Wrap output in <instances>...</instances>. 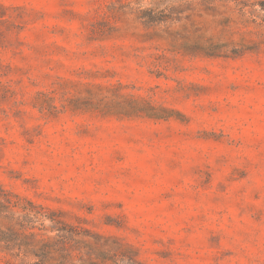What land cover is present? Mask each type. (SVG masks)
Returning a JSON list of instances; mask_svg holds the SVG:
<instances>
[{
	"label": "rangeland",
	"instance_id": "374dc122",
	"mask_svg": "<svg viewBox=\"0 0 264 264\" xmlns=\"http://www.w3.org/2000/svg\"><path fill=\"white\" fill-rule=\"evenodd\" d=\"M0 201V264H264V0H0Z\"/></svg>",
	"mask_w": 264,
	"mask_h": 264
},
{
	"label": "trees",
	"instance_id": "16d2710c",
	"mask_svg": "<svg viewBox=\"0 0 264 264\" xmlns=\"http://www.w3.org/2000/svg\"><path fill=\"white\" fill-rule=\"evenodd\" d=\"M2 204L3 203L0 201V206ZM27 204L29 205L30 210L37 208L43 209V206H41L40 204H35L33 201L28 199H27ZM51 220L55 222H60V220L56 218H51ZM57 230H58L57 233L53 236L36 238V236L38 235L32 232L29 233V236L31 237V239H36L37 243H42L44 247H48V245L55 244L59 246L60 251L69 252L73 248V246L71 245V240H73L72 236H73V230H75L74 227L69 228L70 230L69 234H66L67 230L65 227L58 228ZM66 255L69 254L67 253Z\"/></svg>",
	"mask_w": 264,
	"mask_h": 264
}]
</instances>
